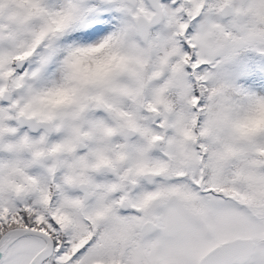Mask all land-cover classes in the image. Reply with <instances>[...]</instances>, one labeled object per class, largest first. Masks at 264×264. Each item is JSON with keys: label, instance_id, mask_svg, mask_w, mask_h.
Masks as SVG:
<instances>
[{"label": "snow or ice", "instance_id": "snow-or-ice-1", "mask_svg": "<svg viewBox=\"0 0 264 264\" xmlns=\"http://www.w3.org/2000/svg\"><path fill=\"white\" fill-rule=\"evenodd\" d=\"M0 264H264V0H0Z\"/></svg>", "mask_w": 264, "mask_h": 264}]
</instances>
